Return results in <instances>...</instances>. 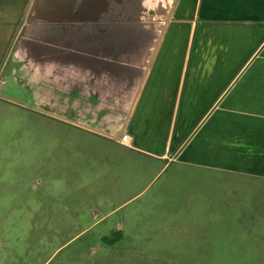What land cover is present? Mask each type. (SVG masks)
I'll return each mask as SVG.
<instances>
[{"label":"rangeland","instance_id":"rangeland-1","mask_svg":"<svg viewBox=\"0 0 264 264\" xmlns=\"http://www.w3.org/2000/svg\"><path fill=\"white\" fill-rule=\"evenodd\" d=\"M8 78L0 264H264V182L139 159Z\"/></svg>","mask_w":264,"mask_h":264},{"label":"crops","instance_id":"crops-1","mask_svg":"<svg viewBox=\"0 0 264 264\" xmlns=\"http://www.w3.org/2000/svg\"><path fill=\"white\" fill-rule=\"evenodd\" d=\"M123 133L147 162L264 182V0H177Z\"/></svg>","mask_w":264,"mask_h":264},{"label":"water","instance_id":"water-1","mask_svg":"<svg viewBox=\"0 0 264 264\" xmlns=\"http://www.w3.org/2000/svg\"><path fill=\"white\" fill-rule=\"evenodd\" d=\"M176 2L28 0L0 89L15 74L18 86L29 93L26 99L36 94L57 109L64 105L66 115L28 100L33 109L118 140Z\"/></svg>","mask_w":264,"mask_h":264},{"label":"flooded vegetation","instance_id":"flooded-vegetation-1","mask_svg":"<svg viewBox=\"0 0 264 264\" xmlns=\"http://www.w3.org/2000/svg\"><path fill=\"white\" fill-rule=\"evenodd\" d=\"M28 0H0V41L3 48L0 65L3 66L9 49L22 24Z\"/></svg>","mask_w":264,"mask_h":264},{"label":"built area","instance_id":"built-area-1","mask_svg":"<svg viewBox=\"0 0 264 264\" xmlns=\"http://www.w3.org/2000/svg\"><path fill=\"white\" fill-rule=\"evenodd\" d=\"M127 141H128V136L125 134V133H123L122 135H121V137L118 139V142L120 143V144H126L127 143Z\"/></svg>","mask_w":264,"mask_h":264}]
</instances>
